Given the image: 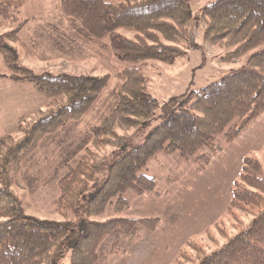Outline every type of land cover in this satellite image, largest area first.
Instances as JSON below:
<instances>
[{
	"label": "trees",
	"instance_id": "trees-1",
	"mask_svg": "<svg viewBox=\"0 0 264 264\" xmlns=\"http://www.w3.org/2000/svg\"><path fill=\"white\" fill-rule=\"evenodd\" d=\"M192 2L60 0V5L62 13L78 22L92 39H108L118 61L172 65L187 56L188 48L184 46L193 37L191 49L197 46ZM3 4L0 1V18L9 19L17 27L0 35V47L16 55L14 46L28 21L15 18V9ZM201 10L206 24L204 42L227 50L222 58L227 64L250 55L246 64L218 83L172 100L166 114H158L160 102L152 95L149 79L142 70L132 67L120 72L122 86L117 106L99 126L92 128L86 156L58 183L61 201L74 198L78 206L83 204L84 216H79L78 209L76 222L25 215L13 193L12 181L39 142L82 116L107 87L110 77L36 74L15 63V56L13 62L6 60L12 70L25 74L15 76L14 81L31 83L45 98L64 103L56 107L51 101L29 121L21 119L20 140L11 135L0 138V264H61L69 254L70 264H100V251L106 240L134 236L142 230L153 232L160 224L157 218L90 220L104 213L107 202L116 214L127 211L129 192L136 196L155 192L156 179L144 174L151 160L179 155L182 160L197 158L204 168L264 114V0H214ZM121 31L135 33V39H128ZM151 123L155 128L137 148L119 154L112 163L107 155L101 156L103 148L126 150L129 136L124 133L145 130ZM220 136L223 146L218 144ZM79 172L80 180L76 178ZM81 188L90 191L89 196L78 191ZM233 211L248 215L251 220L211 253L194 245L192 250L200 258L196 263L190 259L192 263L264 264V162L251 157L242 161L231 190L229 214ZM113 244L115 254L118 245ZM189 247L190 241L178 256ZM180 259L175 263L180 264Z\"/></svg>",
	"mask_w": 264,
	"mask_h": 264
},
{
	"label": "rangeland",
	"instance_id": "rangeland-1",
	"mask_svg": "<svg viewBox=\"0 0 264 264\" xmlns=\"http://www.w3.org/2000/svg\"><path fill=\"white\" fill-rule=\"evenodd\" d=\"M0 1L10 5L17 12L23 11V16L28 12L48 16L51 13L48 3L54 2V0ZM213 1L193 0L195 25L193 30L196 32L197 46L191 49L193 37L189 45L184 46L188 48L187 56L172 65L157 62L122 63L115 58L108 39L95 40L88 34L80 36L78 29H71L72 36L70 35L66 48L67 53L63 54L69 64L61 62L58 75L69 74L78 77L108 75L110 79L98 99L82 116L47 134L39 142L34 154L22 162L21 171L14 175L12 189L25 215L56 222H76L79 216H84V210L81 209L83 204L81 207L78 206L76 199L61 201L58 183L69 170L77 168L82 158L86 156V147L91 143L92 128L99 126L117 106L118 92L122 86L118 74L124 69L137 67L142 70L149 79L152 95L160 102L158 114H166L169 112L168 104L172 100H180L190 91H199L218 83L224 76L246 64L250 55L227 64L222 61L228 53L227 50L212 47L204 42L206 24L201 9ZM15 10L12 15L17 18L19 13L17 14ZM63 18L75 25L79 24L66 16ZM1 21L3 27L0 28V35L17 27L9 23V19L1 17ZM121 34L128 39H135V33L121 31ZM51 36L53 33L50 32L42 34L36 50L27 52L28 54L23 50L27 47L21 36L20 41L14 46L16 55L0 47L4 56L7 52L5 60L0 53V138L11 135L20 140L23 137L21 134L18 135L20 120L29 121L37 111L45 110L51 104L52 100L41 95L33 84L15 86L14 83L23 82H16L13 78L24 77L25 74L23 71L15 72L6 62V60L13 62L15 56V63L22 67H26L21 64V60L24 59L33 58L38 63H44L49 57L57 55L53 50L55 40ZM62 45L65 47L66 43ZM10 84L14 86H9ZM63 103L52 101L56 107H58L56 104ZM26 124L29 125L27 122ZM153 125L154 123H151L145 130L133 129L124 133L129 136L127 149L121 152L120 149L103 148L101 156L107 155L110 163L114 162L119 154L143 144L155 128L156 125ZM223 141V137L220 136L218 144L223 146ZM248 157L264 162V114L232 144L225 146L224 151L204 168L197 162V158L182 160L179 155L159 156L151 160L144 174L156 179L155 192L142 196L129 192L126 195L130 202L127 211L116 214L113 206L107 202L104 213L99 217L92 216L90 220L104 222L113 218H157L160 224L153 232L142 230L134 236L121 235L106 240L100 251V264H176V259L179 261L181 257L180 264H195L200 257L197 258L196 252L192 250L194 245L206 253L215 251L251 220L248 215L237 211L229 214L231 190L239 176L242 161ZM80 175L81 172L76 175L78 180ZM92 186L93 183H90V191ZM78 191L89 196L90 191H83V188ZM78 209L81 215L76 216ZM189 241L188 250L178 256ZM115 242L118 246L114 254ZM61 264H70V254Z\"/></svg>",
	"mask_w": 264,
	"mask_h": 264
},
{
	"label": "crops",
	"instance_id": "crops-1",
	"mask_svg": "<svg viewBox=\"0 0 264 264\" xmlns=\"http://www.w3.org/2000/svg\"><path fill=\"white\" fill-rule=\"evenodd\" d=\"M49 9L51 13H49L48 16H38L36 13H25L23 16V11H19V18L25 22L28 21V24L26 27L21 31L20 36L21 40L26 45L27 48H24L23 50L27 52H34L37 47V43L40 40V37L42 34L50 32L53 33V36L51 38L54 41L53 50L57 55L49 57V62H36L33 58L30 59H24L22 61V65L26 66L27 68L33 70L37 74H43L44 72H48L50 74L58 75L59 73V64L61 62H64L66 65H68V60L63 56V54L67 53V45L69 44V39L71 35V29L75 28L78 29V34L80 36H83L87 34L83 31L81 26L75 25V23H72L71 21L64 19L63 16H65L60 8V2L58 3V0H54V2L48 3ZM55 12V13H54ZM59 32V33H57ZM72 36V35H71ZM87 37V36H85ZM89 38L87 37V40ZM90 40V39H89ZM66 46L63 47L62 44H65ZM35 57V56H34ZM27 82L23 83H14L15 86L24 84L26 85ZM14 86V85H9ZM4 137V136H3Z\"/></svg>",
	"mask_w": 264,
	"mask_h": 264
}]
</instances>
